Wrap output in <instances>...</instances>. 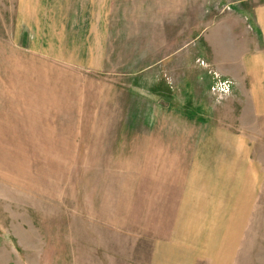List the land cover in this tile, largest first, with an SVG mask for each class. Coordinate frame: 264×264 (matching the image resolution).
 I'll list each match as a JSON object with an SVG mask.
<instances>
[{"label":"rangeland","instance_id":"374dc122","mask_svg":"<svg viewBox=\"0 0 264 264\" xmlns=\"http://www.w3.org/2000/svg\"><path fill=\"white\" fill-rule=\"evenodd\" d=\"M222 3L114 1L101 60L57 26L73 0H0V264H264V114L208 59Z\"/></svg>","mask_w":264,"mask_h":264},{"label":"crops","instance_id":"0c3cea01","mask_svg":"<svg viewBox=\"0 0 264 264\" xmlns=\"http://www.w3.org/2000/svg\"><path fill=\"white\" fill-rule=\"evenodd\" d=\"M67 1L44 0V3L51 9L56 8V17L63 19ZM114 1L129 0H73L71 16L76 20L71 25L61 20L57 26L71 27L74 35H78L75 40L87 44L89 58L105 60L111 35L118 31V26L114 28ZM221 1L223 9L206 30L205 41L212 52L208 59L219 73L248 82L247 96L254 112L264 114V0L260 3L257 0ZM117 17L122 18L123 14Z\"/></svg>","mask_w":264,"mask_h":264}]
</instances>
